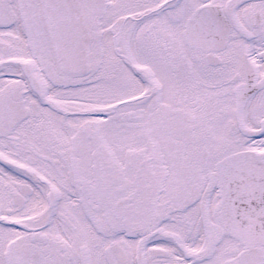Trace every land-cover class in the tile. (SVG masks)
Segmentation results:
<instances>
[{
	"label": "snow or ice",
	"instance_id": "obj_1",
	"mask_svg": "<svg viewBox=\"0 0 264 264\" xmlns=\"http://www.w3.org/2000/svg\"><path fill=\"white\" fill-rule=\"evenodd\" d=\"M0 264H264V0H0Z\"/></svg>",
	"mask_w": 264,
	"mask_h": 264
}]
</instances>
